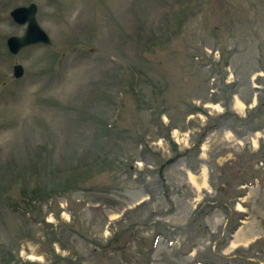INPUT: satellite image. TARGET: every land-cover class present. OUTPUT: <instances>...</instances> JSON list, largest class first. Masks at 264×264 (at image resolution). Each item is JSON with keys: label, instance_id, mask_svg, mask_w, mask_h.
Masks as SVG:
<instances>
[{"label": "rangeland", "instance_id": "rangeland-1", "mask_svg": "<svg viewBox=\"0 0 264 264\" xmlns=\"http://www.w3.org/2000/svg\"><path fill=\"white\" fill-rule=\"evenodd\" d=\"M0 264H264V0H0Z\"/></svg>", "mask_w": 264, "mask_h": 264}, {"label": "water", "instance_id": "water-1", "mask_svg": "<svg viewBox=\"0 0 264 264\" xmlns=\"http://www.w3.org/2000/svg\"><path fill=\"white\" fill-rule=\"evenodd\" d=\"M36 12L37 4L35 2H31L28 5L15 7L10 11V15L16 23L26 24V29L23 35H13L7 39V45L11 53H17L21 48L28 45H50L52 43L50 36L38 23ZM13 72L16 77H19L23 74V67L20 64L14 65ZM179 156H181V154L177 153L172 158L166 160V162L161 166V169L165 164L173 162Z\"/></svg>", "mask_w": 264, "mask_h": 264}, {"label": "bare ground", "instance_id": "bare-ground-1", "mask_svg": "<svg viewBox=\"0 0 264 264\" xmlns=\"http://www.w3.org/2000/svg\"><path fill=\"white\" fill-rule=\"evenodd\" d=\"M238 106H243L242 104H237ZM204 172V170H203ZM192 174V173H191ZM205 175L203 176V178L201 179V182H198L197 178L195 177V175H190L189 177V181L192 183L193 187L196 188H201L204 187L206 185V181H205ZM242 206L241 205H237L236 209L237 210H241Z\"/></svg>", "mask_w": 264, "mask_h": 264}]
</instances>
